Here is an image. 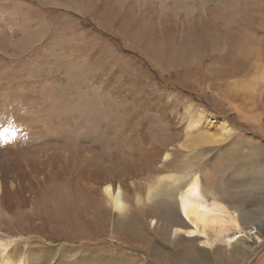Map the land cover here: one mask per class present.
I'll use <instances>...</instances> for the list:
<instances>
[{"label":"rangeland","instance_id":"1","mask_svg":"<svg viewBox=\"0 0 264 264\" xmlns=\"http://www.w3.org/2000/svg\"><path fill=\"white\" fill-rule=\"evenodd\" d=\"M0 4V100L11 102V114L25 117L34 128L41 130L47 122L68 124L65 136L47 135L46 126L41 138L26 144L19 137L22 122L16 124L11 115L1 113L0 121L12 125L0 123V155L29 147L38 160L27 166L26 173L17 155L12 163L0 157V175L2 165L9 163L14 172L8 175L23 177L20 192L13 195L14 205L0 204V240L39 248L75 247L78 253L92 249L101 256L144 264H207L192 255H198V246H207L203 243L208 237L191 232L195 226L182 219L177 199L174 213L181 225L171 228L159 212L154 214L170 204L167 194L173 183L159 184L161 178L182 179L189 173L188 182L198 181L196 198L208 204L216 201L212 192L216 199L221 194L232 197L234 203L218 200L246 215L245 222L239 220L241 228L230 227L215 243H208L214 254L210 264H264V83L260 88L258 78L264 68V0H0ZM223 15L236 19L235 26L242 30L234 48L239 58L229 50L223 53ZM246 45L251 55L244 56ZM74 75L78 80L73 81ZM252 77L258 86L253 91ZM238 109L260 116L263 131L240 117ZM203 110L204 124L198 130L219 133V124L226 122L232 132L226 137L214 134L216 142L192 143L189 121ZM123 127L154 138L158 146L171 150V156L161 158L168 162L164 174L144 165L139 184L131 185L124 198L126 208L118 215L102 197L86 193L74 166L63 165V149L71 140L85 144L87 150L108 153L107 146L121 136ZM180 148L184 153L177 151ZM52 167L61 174L45 182L44 172ZM34 175L40 181L32 180ZM150 188L157 195L148 201ZM59 193L69 195L72 203L51 206ZM178 226L182 233L175 235ZM241 229L254 232L243 236L249 250L244 257L232 258L229 253ZM187 242L195 250L189 257ZM223 255L232 262L216 260Z\"/></svg>","mask_w":264,"mask_h":264},{"label":"bare ground","instance_id":"2","mask_svg":"<svg viewBox=\"0 0 264 264\" xmlns=\"http://www.w3.org/2000/svg\"><path fill=\"white\" fill-rule=\"evenodd\" d=\"M183 1L188 2V1H193V0H183ZM230 8H233V7H230ZM221 20H222V27L220 28L222 29L221 32L223 33V43L224 42L227 43V46L224 43L225 49L223 53H227V50H229L231 56L233 57L236 56L237 58H239L238 54H235L234 48L236 46H239L241 42L242 30H238V28L235 26L234 23L236 24L238 23L236 19L226 18L223 15ZM1 25L2 24L0 23V26ZM179 47L180 45L178 44L177 46L178 53L180 51ZM183 49L181 50V53L183 52ZM260 50L261 48H258V51H259L258 55L260 54ZM262 52H263V49H262ZM252 53L253 51L252 50L248 51L247 45H246L244 56H246V54L251 55ZM258 64H259L258 66H260L261 63H258ZM258 78H259V83H260L259 87L261 88L262 83H264V68L262 69V72ZM72 79L73 81L78 80L76 75H74V78ZM256 79L257 78H253V82H252L253 84H251L252 85L251 88L253 89L249 87V89H251L252 91L255 90L256 88L255 86H257ZM98 83L100 84V82ZM11 87L15 88V84H11ZM4 101L0 100V115L1 113L2 114L7 113V115H9L8 117H10L11 115V117L17 120L16 124L17 123L20 124L22 122L20 126L18 125L20 127L19 137L27 141L26 144H28L30 140L32 141L34 139L33 137L39 136L44 131V128L46 126H48V132H46L47 135L53 134V135H58V136H61V135L65 136V131L68 129L66 128L67 121H66L65 127L60 124L47 122L45 125H43L44 128L40 130V127L39 129L34 128L30 124V122H27L26 120L24 121L25 117H22V116L20 117L14 113L11 114V109L9 108L11 105V102H4ZM7 109H9L10 111H8ZM204 113L205 111L203 110L199 114H195L192 117V119L189 121V128L190 130H192V136H191L192 143H194L195 145H202V144H205V142L208 143V141L210 143L211 139H213L216 142L214 134H217L219 136L221 135L228 136L232 132L233 128L232 129L229 128V125H227L226 122H221V124H219L220 125V127L218 128L219 133H214V134L208 133V132L205 133L204 131L202 132L198 130L204 124L203 117H202L204 116ZM238 113L240 117H242L244 120H246L247 122L255 126L261 132L263 131L261 128L262 122H261L260 116H257V117L254 116V114L252 113V110L245 112L242 109H238ZM0 123L1 125L2 124L12 125L11 121L1 120ZM1 125H0V131H1ZM123 125L125 124H122L121 126ZM123 129L124 130H122V132L120 133L121 136L119 135V136L114 137V140H112L113 144H109L107 146V149L111 148V150H108V153L106 152L104 153L101 148H89L87 150V147L85 144L81 142H79V144H76V142L71 141V140L65 143V146L63 149V153L66 154L64 156L65 159H63L65 160L63 165L66 166L67 164H72L74 166L75 168L74 171H76V174L78 176H82L83 184H86L87 186L84 188L86 193L90 194L94 198H96L97 196L102 197L105 203H108L109 206L114 208V210L118 213V215L119 213H122L126 208L127 204L124 198H125L126 193L132 190L131 185L139 184L140 176L143 174L144 165L146 163H149L154 168L155 171L161 172V174H164L166 171H168V168H167L168 162L167 161H166L167 163L162 162L161 158L163 157V155H165L166 159H169V157L171 156V150L165 147L162 148L163 146L162 147L158 146L154 138L152 139L148 136L139 134L138 131H134L131 127H129L128 129H125L123 127ZM1 142L3 141H0V147L2 146ZM26 148L31 149V150H26ZM26 148L18 150V153H16L15 151L5 150L3 154L0 155V157H3V158L5 157L6 159H8L10 163H12L15 161V157L17 155V158L19 159L21 166L24 168V172L28 173L29 171L27 169V166H31L32 164L35 165V162L38 159L36 158V156H33L32 154L33 150H35L34 148H29V147H26ZM44 148L47 150V146H45ZM74 148H77V150H75ZM193 150H196V148H194ZM177 151H179L180 153H184L183 150H181V148L178 149ZM256 153L257 152L255 151V154ZM41 155L45 157V153ZM40 160L42 164L47 163L46 159H40ZM8 164L2 165V169L4 173L3 175H0V193H1L0 204L5 205V206L6 205L12 206L14 205L13 195L14 193L20 192L19 185L22 183L23 177L21 176L20 173L15 174L14 176H9L8 174L10 172H14L13 171L14 168L9 169ZM49 165H51L50 162H49ZM135 171H139V172L134 175ZM60 174H61V170H59L56 167H52L50 169H47L44 172L43 180L47 182L49 180H53V178H59ZM188 176H189V173L186 175H183L182 179H180V176L178 177L170 176L169 177V175L161 178V180L159 181V184H161V181H164V180L167 182L171 181L173 183L172 188L169 190L167 194L168 196L167 200L170 201L167 203H170V204L168 207L164 208V210H160V208L162 207L158 208L157 212H155L154 214H157L159 212L158 215L162 218H165L171 225V228L174 225L177 226V224L181 225L182 221L178 217H176L174 213V207H175L174 202L177 199L179 206H180V211L182 213L180 214L182 219L185 221V223L187 222L189 225H191V228L192 226L193 227L195 226L196 230H191V232L195 233V231H199L201 234L202 233L206 234L208 237V240L203 243L204 245H207V246H202V247L198 246L196 250L198 252V255H192V258L198 259L199 262L202 263L201 257H203V259H205L207 264H210V261H211L210 258L214 254L212 253L211 249H209L208 245L209 244L212 245L213 243L216 242L217 239L219 240V236L221 235V233H223L228 228L230 227L241 228L239 226L240 224L239 220H242L243 222H245L246 215L242 210L231 211L230 209L226 207V205L225 207L221 205V201L219 200H222V201L224 200L229 203H234L235 200L232 197L224 196L223 194H221V196L218 197L219 199L218 200L215 197L217 196L215 195L216 193L212 192L211 195L213 196V198H215L216 201H212V203L208 202V204H206L207 202L205 203L204 200H202V198L201 199L196 198L198 196V193H197L198 181L194 179L192 182H188ZM40 179L41 178H39V176L37 175H34L32 177V180L40 181ZM183 184H185V186L187 187L186 188L184 187L185 189L183 187L182 189H180L181 188L180 186ZM162 191L163 189L159 192L161 193ZM208 194L210 195L209 192ZM154 195H157V192H154L150 188L148 195H147V200L150 201ZM54 198L52 201L50 200L51 202H55L53 204H50L51 206H53L54 204H60V207L69 206V204L72 203L71 198L67 194L62 195L59 193L58 196L55 199ZM76 204L79 205V203H76ZM148 214H153V211L151 212L149 211ZM21 221L22 220L19 218L18 222L21 223ZM212 223L218 224V227L214 226L215 224L212 225ZM181 231H182L181 226H178L175 229L174 234L179 235L180 233H182ZM239 231L242 233L239 234V239L236 241V244H233V250H231L232 253H229V256L231 255L232 258H234L233 255H236V254H240L242 257H244L248 253V250H249L248 238H243V236H245V234L247 233L248 236L250 237L251 234L254 233L252 230H249L248 232V231H244L241 229ZM20 244L15 241L7 243V242L0 240V264H144V263H140V261L135 262L125 257H115V256H107V255L101 256L100 254H98L97 251L92 250V249L91 250L86 249L83 253H78L75 247L59 246L60 249H56V248L51 249L48 246L39 248V247H32L29 245L20 246ZM190 244H193V243L187 242V245L189 246L188 247V254H189L188 257L190 256V251L191 252L195 251L194 247H192ZM215 247H216L215 252H218L219 245H216ZM225 256L226 255H223L222 258L221 257L216 258V260H218V262L220 263H224ZM188 257H185V259H187ZM108 260H112L115 262L110 263L112 261H108ZM225 262H232V261L228 259V261H225ZM252 264H255V263H252Z\"/></svg>","mask_w":264,"mask_h":264},{"label":"clouds","instance_id":"3","mask_svg":"<svg viewBox=\"0 0 264 264\" xmlns=\"http://www.w3.org/2000/svg\"><path fill=\"white\" fill-rule=\"evenodd\" d=\"M249 263H250V262H249ZM249 263H248V264H249Z\"/></svg>","mask_w":264,"mask_h":264}]
</instances>
